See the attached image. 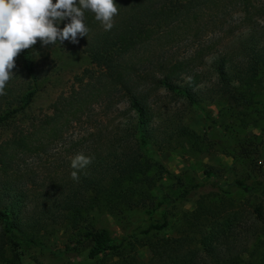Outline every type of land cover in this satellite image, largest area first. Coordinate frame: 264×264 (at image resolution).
Segmentation results:
<instances>
[{
	"label": "trees",
	"instance_id": "1",
	"mask_svg": "<svg viewBox=\"0 0 264 264\" xmlns=\"http://www.w3.org/2000/svg\"><path fill=\"white\" fill-rule=\"evenodd\" d=\"M221 1L115 0L119 11L108 31L85 10L89 32L78 36V43L90 65L52 100L48 112L27 119L23 116L37 94L38 75L32 48L19 53L0 95V127L11 129L0 142V264H21L33 247L45 248L41 237L53 227L79 231L82 239L52 250L53 255L78 251L85 243L86 257L95 264H264V166L255 158L246 176L226 180L219 168L209 166L204 182L192 188L161 197L154 192L168 173L154 152L190 140L199 145L201 138L180 114H156L159 93L182 98L204 112V103L217 97L236 100L233 83L254 96L264 77V23L251 25L212 62L215 80L205 90L199 72L154 51L173 32L174 23L188 25L195 9ZM233 1L246 12L253 6L251 0ZM69 22L65 18L58 26ZM124 100L133 116L120 109ZM257 104L264 114L261 100ZM72 128L79 129L73 138ZM57 143L71 154L92 158L79 171L78 181L71 178V160L46 178L23 166L27 154H46ZM204 185L209 191L198 196L193 209L183 211L177 234H165L173 208ZM133 209L143 213L146 224L126 235H113L92 222L94 214ZM132 241L147 246L146 260L137 257Z\"/></svg>",
	"mask_w": 264,
	"mask_h": 264
},
{
	"label": "rangeland",
	"instance_id": "2",
	"mask_svg": "<svg viewBox=\"0 0 264 264\" xmlns=\"http://www.w3.org/2000/svg\"><path fill=\"white\" fill-rule=\"evenodd\" d=\"M221 2L195 9V15L188 25L180 21L174 23L173 32L161 40L154 50L168 61H183L188 64V70L199 72L202 75L200 88L203 90L210 88L215 80L210 66L212 62L234 47L251 25L264 23V0H251L253 6L247 12L239 1ZM32 50L39 88L26 116H23L26 119L48 112L52 100L67 91L74 76L90 65L89 57L79 43L65 41L60 44L57 41L47 46L39 43ZM231 88L236 100L230 96L217 97L204 103V112L164 91L155 98L156 114L162 117L171 113L180 114L183 122L201 137L199 145L190 140L154 152V157L168 172L154 191L158 197L176 195L182 188H192L204 182V170L209 166L219 168L222 178L226 180L252 173L250 162L254 158L258 165L264 166V114L257 104L261 100L264 106V77L254 96H250L238 83H233ZM120 109H124V115L133 116L128 111L127 101L120 104ZM78 130L70 129L71 138L76 136ZM10 131L9 125L0 127V142L9 137ZM63 146L62 143L50 145V150L43 155L27 154L23 166L40 178L55 173L58 165L64 170L65 161L72 160L77 153L71 154ZM255 149L258 151L256 157L253 155ZM207 191L208 185L199 186L192 190L186 201L177 204L172 210L171 224L164 233L177 234L183 211L193 209L198 196ZM92 222L95 227L106 228L113 235H126L133 228L144 226L146 219L139 209H133L120 215L94 214ZM43 234L41 241L46 247H33L22 256L21 264H95V260L86 257L85 243L78 245V251L65 255L55 256L51 253L70 242H81L79 231L53 227ZM133 248L141 260H146L150 255L147 246L140 245V241H134Z\"/></svg>",
	"mask_w": 264,
	"mask_h": 264
},
{
	"label": "clouds",
	"instance_id": "3",
	"mask_svg": "<svg viewBox=\"0 0 264 264\" xmlns=\"http://www.w3.org/2000/svg\"><path fill=\"white\" fill-rule=\"evenodd\" d=\"M85 10L93 12L106 31L113 28L119 11L115 0H0V95L5 94L21 51L38 40L47 46L57 41L78 43V36H88ZM65 18L70 22L61 29L58 24ZM91 163V157L78 153L71 160V178L78 181L79 171Z\"/></svg>",
	"mask_w": 264,
	"mask_h": 264
}]
</instances>
